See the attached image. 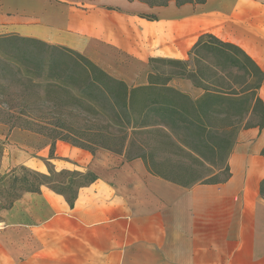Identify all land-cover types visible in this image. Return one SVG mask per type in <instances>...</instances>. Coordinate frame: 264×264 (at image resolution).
Masks as SVG:
<instances>
[{
	"label": "crops",
	"instance_id": "0c3cea01",
	"mask_svg": "<svg viewBox=\"0 0 264 264\" xmlns=\"http://www.w3.org/2000/svg\"><path fill=\"white\" fill-rule=\"evenodd\" d=\"M10 35L79 52L131 87L148 84L151 59L187 61L211 35L262 71L264 106V0H0V36ZM169 85L192 99L204 93L188 79ZM55 147L52 164L95 180L72 205L41 186L0 209V264H264V125L238 131L225 182L190 187L151 174L140 158Z\"/></svg>",
	"mask_w": 264,
	"mask_h": 264
},
{
	"label": "trees",
	"instance_id": "16d2710c",
	"mask_svg": "<svg viewBox=\"0 0 264 264\" xmlns=\"http://www.w3.org/2000/svg\"><path fill=\"white\" fill-rule=\"evenodd\" d=\"M139 1L150 5L205 2ZM11 49L14 53L8 52ZM200 50L209 61L189 74L192 58L199 60L198 65L204 60L199 58ZM154 62L180 71L160 75L154 71ZM150 63L153 73L148 84L131 87L69 48L15 35L0 36V70L12 72L13 84L20 88L16 93L5 89L0 93L1 98L6 94L16 102L6 122L41 134L51 127L50 157L55 143L61 141L92 155L99 149L117 155L129 151L135 155L126 160L140 158L151 174L185 187L225 182L229 177L227 159L238 131L253 127L242 125L245 118L259 111L262 123L256 126L264 125V106L258 96L262 71L239 47L211 35L196 42L187 61L151 59ZM173 78L188 79L204 93L192 99L169 85ZM161 154L165 157L154 161ZM154 164L165 170L154 172ZM219 174L224 175L221 181ZM90 176L89 183L95 180L92 173ZM32 178L38 187L27 185L23 192H38L46 176L34 174ZM260 192L264 193V180ZM74 197H67L71 205Z\"/></svg>",
	"mask_w": 264,
	"mask_h": 264
},
{
	"label": "rangeland",
	"instance_id": "374dc122",
	"mask_svg": "<svg viewBox=\"0 0 264 264\" xmlns=\"http://www.w3.org/2000/svg\"><path fill=\"white\" fill-rule=\"evenodd\" d=\"M144 1L153 4H162L166 0ZM8 52L14 53V50L11 49ZM199 58H203L205 61L202 60L200 65H198L197 61L199 60L192 58L189 68L187 69L189 74L190 71H195L197 67L204 66L206 65V61H209L207 54L201 50ZM153 67L154 71L160 75H167L180 71L178 67H172L161 62H154ZM227 72H225V74ZM14 81L15 79H12V72L8 74L0 70V93H3L4 89L5 91L8 90L7 92L9 93H16L20 88L18 83L13 84ZM5 96L2 98L0 97V209L8 207L13 200L28 188L27 185H31L32 188L38 187V182L34 181L32 178L34 174L46 176L45 181L39 188L41 186H48L61 192L66 197L71 198L78 187L89 183L91 177L90 172L60 169L59 167L61 164H52L49 155L51 146L50 137L52 136L50 131L52 128L49 126L45 127V130H43L41 134L31 130H25L20 126L11 127L6 121L12 112L11 105H15L16 102H12L13 99L10 96ZM53 119L52 117H48L50 121ZM261 123L262 116L259 111H255L245 118L242 125L256 126ZM55 148L54 145V150ZM67 149L68 148H65V155L67 154ZM45 150L46 152H43ZM134 155L135 154L127 151V153H122L120 156L126 159ZM164 157L165 156L161 154L153 160H161ZM172 159H175V157L172 156ZM151 169L154 172L165 170V168L161 167L159 164L152 165ZM168 178L172 179L170 176H168ZM223 178V174L217 176L219 181ZM26 180H28V184L24 183Z\"/></svg>",
	"mask_w": 264,
	"mask_h": 264
}]
</instances>
